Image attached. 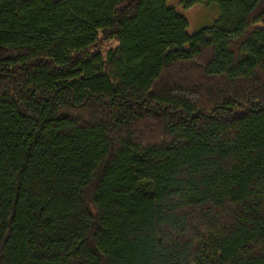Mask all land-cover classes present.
Instances as JSON below:
<instances>
[{"label":"trees","instance_id":"16d2710c","mask_svg":"<svg viewBox=\"0 0 264 264\" xmlns=\"http://www.w3.org/2000/svg\"><path fill=\"white\" fill-rule=\"evenodd\" d=\"M168 1L0 0V264H264V0Z\"/></svg>","mask_w":264,"mask_h":264},{"label":"rangeland","instance_id":"374dc122","mask_svg":"<svg viewBox=\"0 0 264 264\" xmlns=\"http://www.w3.org/2000/svg\"><path fill=\"white\" fill-rule=\"evenodd\" d=\"M168 7L174 8L177 12L183 14L188 22V32L193 34L202 28L210 27L219 17V8L216 4H197L185 9L183 0H169ZM115 43H110L104 47L107 50L110 47H115Z\"/></svg>","mask_w":264,"mask_h":264}]
</instances>
